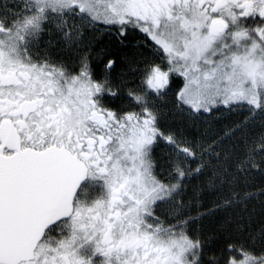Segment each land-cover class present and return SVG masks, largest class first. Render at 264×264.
<instances>
[{"label": "snow or ice", "instance_id": "snow-or-ice-1", "mask_svg": "<svg viewBox=\"0 0 264 264\" xmlns=\"http://www.w3.org/2000/svg\"><path fill=\"white\" fill-rule=\"evenodd\" d=\"M0 264H264V0H0Z\"/></svg>", "mask_w": 264, "mask_h": 264}]
</instances>
